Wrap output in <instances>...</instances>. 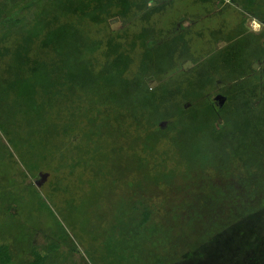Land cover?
I'll list each match as a JSON object with an SVG mask.
<instances>
[{
	"label": "trees",
	"instance_id": "16d2710c",
	"mask_svg": "<svg viewBox=\"0 0 264 264\" xmlns=\"http://www.w3.org/2000/svg\"><path fill=\"white\" fill-rule=\"evenodd\" d=\"M16 7L0 14V264H76L40 224L39 173L99 264H264L262 1Z\"/></svg>",
	"mask_w": 264,
	"mask_h": 264
},
{
	"label": "rangeland",
	"instance_id": "374dc122",
	"mask_svg": "<svg viewBox=\"0 0 264 264\" xmlns=\"http://www.w3.org/2000/svg\"><path fill=\"white\" fill-rule=\"evenodd\" d=\"M17 2H19V0H0V14L1 16H3V9H7L8 8L10 10H12L13 8L16 7ZM185 2L187 3V0H185ZM23 5L19 6L18 9L16 7L15 10L11 11L9 14H4V17H7L6 15H11L14 13H17V11L19 10L20 7H22ZM192 7H190L191 10H189L191 13H193L196 9L195 5H191ZM222 4L218 5V8L221 9L222 8ZM231 8V12L229 13L230 15H232V19L234 20L235 23H238V20L241 19L244 16V13L242 11H240L239 8H236L234 5H230ZM12 8V9H11ZM183 7L181 5H179V9L181 10ZM217 11V9H216ZM200 12V11H197ZM203 13V12H201ZM206 15V14H205ZM203 16L202 19H208L210 18L212 15H206ZM227 17V15L225 16ZM168 16H163L160 19V25H164V23H166V21ZM1 20L0 19V24H1ZM158 20V18H157ZM3 21V20H2ZM159 22V21H158ZM181 24L183 27H190L192 25V23H190L189 20H182ZM212 23H209L207 25V27H210ZM1 26V25H0ZM247 27L251 28L249 24L246 25ZM109 27L111 30H118L121 28L120 24L116 23V22H111L109 23ZM199 26L195 27V30L198 29ZM201 27V26H200ZM204 28V27H203ZM106 27L101 26L96 28L95 30L98 31L100 34H104L106 33L108 30ZM205 29V28H204ZM0 31H1V27H0ZM201 42L200 43L201 45ZM264 63V62H263ZM264 64H257L254 66L255 71L256 72H261L262 71V67ZM189 65L185 64V68H187ZM152 86V85H151ZM214 97V94H213ZM212 98V97H211ZM17 168L11 166L9 175L12 176L13 178H15L18 182H20V177L18 176V174L16 173ZM46 174V176H44ZM41 175V176H40ZM50 180V176L47 175V173H39L37 174L34 178H30L27 177V184L29 185H33L36 190L38 191V193L41 195V197L43 198V205L41 207V209L43 208V206L47 207L51 213V217L52 218H48L47 216V220L42 221V223L40 222V224L49 231H52L53 233H57V237L56 239L58 240V243L60 245V252H63L65 254V257L69 262H73L75 261L76 264H99L97 263L98 261V254L101 253H105V252H89L88 248L85 247V244L83 242H81V240H79V238L76 236L75 232H73L69 225L64 221L63 219V214L59 211V209L57 208V206L54 205L53 200L51 199V197L48 194V186L46 187L45 185L49 182ZM39 183V187L36 186V184ZM51 221V222H50ZM102 244L100 243V245H98L99 247ZM91 246L92 243H91ZM100 251L102 250L101 248H98ZM97 260V261H96Z\"/></svg>",
	"mask_w": 264,
	"mask_h": 264
},
{
	"label": "crops",
	"instance_id": "0c3cea01",
	"mask_svg": "<svg viewBox=\"0 0 264 264\" xmlns=\"http://www.w3.org/2000/svg\"><path fill=\"white\" fill-rule=\"evenodd\" d=\"M264 7V0H257V2H261ZM227 3V2H226ZM248 7V6H247ZM249 24L251 28L247 27L248 30L253 33V34H258L260 30L262 29V23H260L258 20L255 18H250L247 20L246 25Z\"/></svg>",
	"mask_w": 264,
	"mask_h": 264
},
{
	"label": "water",
	"instance_id": "95a60500",
	"mask_svg": "<svg viewBox=\"0 0 264 264\" xmlns=\"http://www.w3.org/2000/svg\"><path fill=\"white\" fill-rule=\"evenodd\" d=\"M225 97H223L222 95L220 94H217L215 95L213 98H212V102L214 104V106L217 108V109H220L223 107V105L225 104ZM165 125V123H161L160 126L163 127ZM41 176V175H40ZM46 176V174L44 175ZM36 186H40L39 183L36 184Z\"/></svg>",
	"mask_w": 264,
	"mask_h": 264
}]
</instances>
